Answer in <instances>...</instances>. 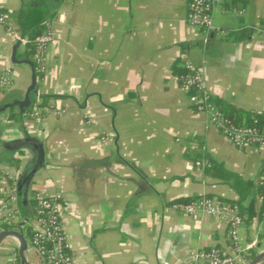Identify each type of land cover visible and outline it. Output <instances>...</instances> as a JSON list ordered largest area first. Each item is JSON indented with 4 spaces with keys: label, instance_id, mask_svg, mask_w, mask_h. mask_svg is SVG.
<instances>
[{
    "label": "crops",
    "instance_id": "crops-1",
    "mask_svg": "<svg viewBox=\"0 0 264 264\" xmlns=\"http://www.w3.org/2000/svg\"><path fill=\"white\" fill-rule=\"evenodd\" d=\"M188 1L0 0L8 16V24H0V76L12 72L11 84L0 87V106L8 104L0 112V139L32 137L44 151L24 212L17 195L8 206L12 223L0 217V230L9 225L28 231L29 243L32 195L60 193L71 264H186L197 250L235 253L227 220L170 207L205 195L233 205L242 217L240 264L264 249L258 185L264 149L237 147L209 124L175 71L189 61L203 72L213 99L264 112V0H242L240 21L217 10V28H242L245 36L212 33L206 44L200 28L187 20ZM224 15L235 20L220 19ZM46 21L55 43L47 51L46 72L36 76V90L65 112L31 118L15 103L25 100L34 69L24 61H32V53L19 38ZM29 97L32 103L35 92ZM34 159L29 147L0 144V181L7 187L9 176L19 180ZM253 239L256 247L245 250ZM18 245L12 236L2 240L0 264H20ZM26 254L29 264H42L37 254Z\"/></svg>",
    "mask_w": 264,
    "mask_h": 264
},
{
    "label": "built area",
    "instance_id": "built-area-1",
    "mask_svg": "<svg viewBox=\"0 0 264 264\" xmlns=\"http://www.w3.org/2000/svg\"><path fill=\"white\" fill-rule=\"evenodd\" d=\"M242 0H189L187 20L192 26L200 28L206 44L212 33L226 36L229 30L217 28L213 23V16L217 10L230 11L240 21L246 12ZM0 24H8V16L0 10ZM24 44L32 45V63L37 76L46 72L47 51L55 43V34L49 21L44 23V29L32 39L19 38ZM186 71L179 75L181 86L189 91V102L197 110L206 113L208 123L216 127L230 142L237 147L255 146L264 149V127L253 124H235L230 121L210 100L206 90L204 74L189 61L183 63ZM12 82L10 69L4 70L0 76V87L8 86ZM65 108L58 102L43 103L42 95L36 90L31 108L26 111L28 117L40 118L45 113L61 115ZM255 122V120H254ZM100 141L105 144L108 136L101 135ZM198 166H210L207 160H197ZM10 183L3 189L6 197L0 200V217L2 223L11 224V213L8 211L10 201L17 197L18 179L9 176ZM258 185L264 199V167L258 179ZM34 211L32 214L35 226L31 231L30 241L26 251L33 252L41 259L42 264H71L72 256L68 252L63 226L60 218V193L52 195L35 192L32 195ZM170 207L185 214H207L212 217L227 220L229 238L235 253H226L218 247L197 250L190 255L186 264H240L237 254L242 250L238 240V232L243 225L242 217L237 209L229 203L214 200L208 196H200L189 201H174ZM264 218V210L262 213ZM256 240H250L245 250L256 247ZM237 253V254H236Z\"/></svg>",
    "mask_w": 264,
    "mask_h": 264
},
{
    "label": "water",
    "instance_id": "water-1",
    "mask_svg": "<svg viewBox=\"0 0 264 264\" xmlns=\"http://www.w3.org/2000/svg\"><path fill=\"white\" fill-rule=\"evenodd\" d=\"M13 59L14 61H17L14 57V54H13ZM24 61L29 63L33 67L32 61H27V60H24ZM30 91L36 92V75H35L34 69H33L32 82L28 89V93H27L25 100L15 102L21 108V110L26 105L30 104V97H29ZM7 106L8 104L0 106V112L5 110ZM0 144L10 150H16L23 146L29 147L33 150L35 154L34 163L32 164L31 168L25 174H23V176L19 178L18 184H17L18 204H19V207L22 209V206H21L22 191L24 189H27V187L30 184L32 175L34 174L36 169L39 167V165L44 161V151H43L42 145L38 140L32 137L20 138V139L12 140L10 142H6L0 139ZM8 236L15 237L19 241L17 253L20 259V264H29L27 260V254H26V248H27L28 242L24 234L20 230H17V229H11V228L2 229L0 230V243L2 242L3 239H5ZM262 261H264V249L260 250L259 252H256L255 255L248 261L247 264H260Z\"/></svg>",
    "mask_w": 264,
    "mask_h": 264
},
{
    "label": "trees",
    "instance_id": "trees-1",
    "mask_svg": "<svg viewBox=\"0 0 264 264\" xmlns=\"http://www.w3.org/2000/svg\"><path fill=\"white\" fill-rule=\"evenodd\" d=\"M44 29V24L41 23L40 25L36 26L28 35V39H32L35 35H37L38 33H40L42 30ZM245 30H243L242 28H238L237 30H229L228 34L226 35V37H235V38H242L245 36ZM26 50L28 53H32V45L30 43L26 44ZM178 67V66H177ZM180 67V65H179ZM176 69V68H175ZM177 71V75H181L183 74L186 69L184 68L183 65H181V67ZM35 72V71H34ZM35 75L37 76V73L35 72ZM47 100V96H43V103H46ZM210 100L211 102L214 104V106H216L230 121H232L235 124H253L255 123L256 126L262 128L264 127V112H244L241 111L235 107H232L231 105L218 100V99H213L210 96ZM32 106V103L30 102L29 105H26L23 109H26L25 111L29 110ZM14 115L11 114L10 117H13ZM255 120V122H254ZM229 176L235 177L236 175L229 173ZM5 187V184L3 182L0 181V196H2L1 193V189ZM28 189V187H27ZM27 189H24L22 191V211L24 212V207H25V202H26V192ZM194 199V198H192ZM192 199H187V200H183V201H189ZM233 206V205H232ZM5 229L9 228V225H4L3 226ZM24 234L26 236H29V232L28 231H24ZM254 254H251V256L253 257Z\"/></svg>",
    "mask_w": 264,
    "mask_h": 264
},
{
    "label": "rangeland",
    "instance_id": "rangeland-1",
    "mask_svg": "<svg viewBox=\"0 0 264 264\" xmlns=\"http://www.w3.org/2000/svg\"><path fill=\"white\" fill-rule=\"evenodd\" d=\"M214 18H219V17H218V14L215 15ZM214 18H213V20H214ZM220 19H223V20H225V21H229V22H230V21L233 22V21L235 20V19L231 18L229 15L221 16Z\"/></svg>",
    "mask_w": 264,
    "mask_h": 264
}]
</instances>
